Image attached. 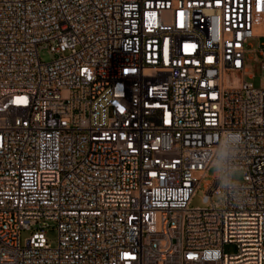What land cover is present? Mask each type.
Here are the masks:
<instances>
[{
	"label": "built area",
	"instance_id": "1",
	"mask_svg": "<svg viewBox=\"0 0 264 264\" xmlns=\"http://www.w3.org/2000/svg\"><path fill=\"white\" fill-rule=\"evenodd\" d=\"M263 26L264 0H0V264H264Z\"/></svg>",
	"mask_w": 264,
	"mask_h": 264
},
{
	"label": "rangeland",
	"instance_id": "2",
	"mask_svg": "<svg viewBox=\"0 0 264 264\" xmlns=\"http://www.w3.org/2000/svg\"><path fill=\"white\" fill-rule=\"evenodd\" d=\"M264 34V27H263ZM260 46H264V38L257 40L249 41V52L246 56V68L248 70V74L245 77V81L252 84L255 89H263L264 90V69H262V59L258 52H256ZM40 59L42 62L49 63L56 59V56L53 55L49 49H43L40 51ZM252 76V78H251ZM220 168L214 167L209 172V177L203 182L200 190L198 191L195 199L192 202L193 208H202L205 205L203 204L204 197V186L207 182L212 181V179L218 174ZM243 179V174L234 173L231 175V180L234 183H239ZM30 236L28 232L22 233V240L24 241ZM46 238L49 244L52 247H55L57 244L58 233L56 228H50L46 230ZM225 252L227 254H235L236 248L234 246H227L225 248Z\"/></svg>",
	"mask_w": 264,
	"mask_h": 264
},
{
	"label": "clouds",
	"instance_id": "3",
	"mask_svg": "<svg viewBox=\"0 0 264 264\" xmlns=\"http://www.w3.org/2000/svg\"><path fill=\"white\" fill-rule=\"evenodd\" d=\"M228 144L234 146L235 148H238V144L236 142H234L232 139H230L228 141ZM215 164H216V167L219 168L220 162L219 161H216ZM236 172H238L239 174H241L243 172V167L241 165L237 166Z\"/></svg>",
	"mask_w": 264,
	"mask_h": 264
},
{
	"label": "bare ground",
	"instance_id": "4",
	"mask_svg": "<svg viewBox=\"0 0 264 264\" xmlns=\"http://www.w3.org/2000/svg\"><path fill=\"white\" fill-rule=\"evenodd\" d=\"M263 27H264V26H263ZM263 27H262L261 30H260V34H261V35H264V34H263Z\"/></svg>",
	"mask_w": 264,
	"mask_h": 264
}]
</instances>
